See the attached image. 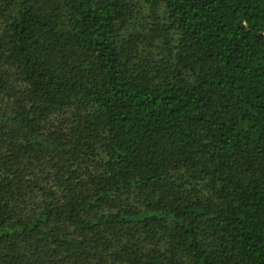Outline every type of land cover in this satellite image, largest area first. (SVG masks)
<instances>
[{
  "label": "trees",
  "instance_id": "16d2710c",
  "mask_svg": "<svg viewBox=\"0 0 264 264\" xmlns=\"http://www.w3.org/2000/svg\"><path fill=\"white\" fill-rule=\"evenodd\" d=\"M0 264H264V0H0Z\"/></svg>",
  "mask_w": 264,
  "mask_h": 264
}]
</instances>
